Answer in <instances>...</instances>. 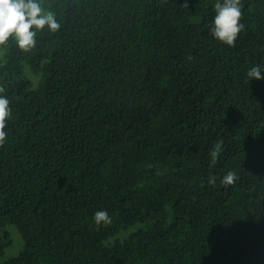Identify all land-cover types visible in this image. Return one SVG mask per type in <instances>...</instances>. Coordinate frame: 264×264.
Wrapping results in <instances>:
<instances>
[{
	"label": "trees",
	"instance_id": "1",
	"mask_svg": "<svg viewBox=\"0 0 264 264\" xmlns=\"http://www.w3.org/2000/svg\"><path fill=\"white\" fill-rule=\"evenodd\" d=\"M40 2L61 29L0 46V264L10 223L5 264H264V0L234 47L217 0Z\"/></svg>",
	"mask_w": 264,
	"mask_h": 264
},
{
	"label": "clouds",
	"instance_id": "2",
	"mask_svg": "<svg viewBox=\"0 0 264 264\" xmlns=\"http://www.w3.org/2000/svg\"><path fill=\"white\" fill-rule=\"evenodd\" d=\"M240 3L241 0H223L222 3L217 0L214 5L216 14L211 33L217 40L232 47L235 46L238 35L244 29V25L240 22L242 19ZM46 26L52 33L61 29L55 13L45 12L40 0H0V46L6 45L11 38L20 50L30 52L36 47L37 31L44 30ZM247 76L251 80L264 79L260 65L250 68ZM4 91V87L0 86V93ZM10 116V101L6 96L0 95V147L6 142L8 133L5 128ZM223 143V140H220L213 144L210 151L212 164L216 163ZM237 179H239L237 174L229 171L222 178L221 183L229 186L235 184ZM208 182L214 185L215 177H210ZM93 218L98 226L111 223V217L105 210L96 211Z\"/></svg>",
	"mask_w": 264,
	"mask_h": 264
},
{
	"label": "rangeland",
	"instance_id": "3",
	"mask_svg": "<svg viewBox=\"0 0 264 264\" xmlns=\"http://www.w3.org/2000/svg\"><path fill=\"white\" fill-rule=\"evenodd\" d=\"M7 227L11 233V244L6 248L5 253L1 257V264H5L7 259L19 253L24 244L22 233L17 228V226L13 223H10ZM132 229L133 228H131V230Z\"/></svg>",
	"mask_w": 264,
	"mask_h": 264
}]
</instances>
